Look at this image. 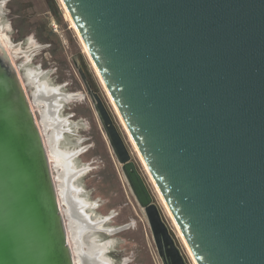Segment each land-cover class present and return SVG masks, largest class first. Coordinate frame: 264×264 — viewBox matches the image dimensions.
I'll use <instances>...</instances> for the list:
<instances>
[{
	"label": "water",
	"instance_id": "obj_1",
	"mask_svg": "<svg viewBox=\"0 0 264 264\" xmlns=\"http://www.w3.org/2000/svg\"><path fill=\"white\" fill-rule=\"evenodd\" d=\"M197 264H264V0H63ZM163 264H189L80 71ZM26 84L0 39V264H76Z\"/></svg>",
	"mask_w": 264,
	"mask_h": 264
},
{
	"label": "rangeland",
	"instance_id": "obj_2",
	"mask_svg": "<svg viewBox=\"0 0 264 264\" xmlns=\"http://www.w3.org/2000/svg\"><path fill=\"white\" fill-rule=\"evenodd\" d=\"M53 2L56 4L61 16L59 21L51 20L49 28H53V25L57 24L55 28L60 33V38L57 36L59 38L57 40L61 39L60 41L62 42L58 43L57 50H61L57 51L56 54L62 61L63 68L57 69V65L48 64L47 67L44 66L42 68V72L37 69L43 60L50 61L49 51H46L44 55L39 54V56L34 57L26 53L25 55L17 54L14 59L30 97L33 95L34 87L27 81L26 72L29 69L41 72V80H45L51 87H57L60 92L73 95L68 100H63V106L60 109V116L67 120L68 125L59 146L61 149L77 152L74 157V163L83 171L74 180V184L80 190V197H83L89 203V207L86 209L87 213L90 214L92 219H104V229L112 228L117 230L113 233L107 230L96 231L90 237L92 236L91 238L96 239L99 243H108L106 257L112 264H163L158 254L148 219L136 200L122 171L121 164L110 146L80 73L73 64V54L77 55L79 65L87 75L92 89L102 97L112 114L132 152L133 160L145 178L154 201L160 207L164 220L167 222L174 237H176L188 263L194 264L190 255L191 250L176 221L170 215L171 211L168 209L164 198H162L163 196L158 187H156L157 185L152 175L148 168L146 169V163L142 161L141 153L138 152V148L136 149L137 146L105 83L100 74L97 73L96 65L89 52L85 51L84 42L82 43V38L80 39L81 36L72 27L65 14L61 0H53ZM0 24L6 29L9 21L6 19L1 20ZM5 29L2 28L0 33L10 38V33H5ZM54 39H56V36ZM69 42H73L74 49L63 52ZM63 57H66V60ZM36 111L37 116L41 118L40 105L36 106ZM51 160L55 168V157H51ZM54 174L57 177L56 169ZM67 208V205H65L64 210ZM66 220L69 223V217L66 216ZM87 239L88 237H86V242ZM75 247L74 244V253L77 256ZM83 247L87 250L85 245Z\"/></svg>",
	"mask_w": 264,
	"mask_h": 264
},
{
	"label": "bare ground",
	"instance_id": "obj_3",
	"mask_svg": "<svg viewBox=\"0 0 264 264\" xmlns=\"http://www.w3.org/2000/svg\"><path fill=\"white\" fill-rule=\"evenodd\" d=\"M61 3L72 27H74L79 36H81L63 0H61ZM81 38L82 37H80V39ZM0 39L9 50V38L0 33ZM81 41L82 43L84 42L83 39H81ZM83 45L85 51L87 52L88 49L85 43H83ZM96 71L100 74L98 70ZM40 76L41 72L31 71L30 69L26 72L27 81L34 87L33 95L30 99L35 112H37L36 106H41V118L38 116V120L46 141L53 174L55 173V169L57 171V177L54 174V179L62 211L64 213L73 253L74 244L76 246L75 251L77 256L74 253L75 262L76 264H112V262L106 257L108 243H99L96 239L91 238L92 236L90 237V235L100 230H107L110 233L117 230L112 228L104 229V219H92L90 214L87 213L86 209L89 207V203L83 197H80V190L74 184V180L80 176L83 171V169H79L74 163V157L77 152L74 150L70 151L67 149H61L59 146L60 140L68 125L67 120L60 116V109L63 106V100H68L73 95H67L60 92L59 88L51 87L45 80H41ZM51 157H55L56 159L55 168ZM142 161H144V159H142ZM57 180L59 181V185ZM64 202L68 207L66 210H64ZM170 215L173 217L171 213ZM66 216L69 217V223H67ZM86 237H88L87 242L85 241ZM84 245L87 247V250L83 247ZM191 252L190 255L193 263L197 264V261Z\"/></svg>",
	"mask_w": 264,
	"mask_h": 264
},
{
	"label": "flooded vegetation",
	"instance_id": "obj_4",
	"mask_svg": "<svg viewBox=\"0 0 264 264\" xmlns=\"http://www.w3.org/2000/svg\"><path fill=\"white\" fill-rule=\"evenodd\" d=\"M60 16L61 14L53 0H0V21L5 19L9 21L6 29L0 24V31L3 28L5 33H10V55L18 70L19 67L14 59L17 54L25 55L26 53L34 57L39 56V54L44 55L46 51H49L51 59L40 62L37 69L42 72V68L47 67L48 64L57 65V69L63 68V63L56 54L57 51L61 50H57V45L62 42L61 39L57 40L60 38V33L55 28L57 24L53 25V28H49L50 21H59ZM55 36L56 39H54ZM74 47L73 42H69L63 52L72 51ZM63 58L66 60V57ZM72 60L76 69L85 75L88 84L91 86L87 75L79 65L77 55L73 54Z\"/></svg>",
	"mask_w": 264,
	"mask_h": 264
}]
</instances>
